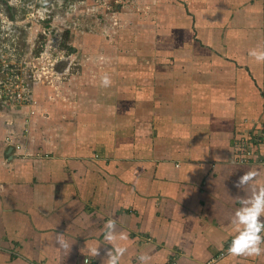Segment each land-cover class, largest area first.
Listing matches in <instances>:
<instances>
[{"label":"crops","instance_id":"1","mask_svg":"<svg viewBox=\"0 0 264 264\" xmlns=\"http://www.w3.org/2000/svg\"><path fill=\"white\" fill-rule=\"evenodd\" d=\"M167 1L78 32L55 100L0 105V264H264L230 252L264 188L232 153L264 120V0Z\"/></svg>","mask_w":264,"mask_h":264},{"label":"rangeland","instance_id":"2","mask_svg":"<svg viewBox=\"0 0 264 264\" xmlns=\"http://www.w3.org/2000/svg\"><path fill=\"white\" fill-rule=\"evenodd\" d=\"M143 3L165 5L168 1L0 0V87L6 84L4 88L16 92L15 81L10 79L6 83L11 75L9 70L15 69L17 73L20 68L28 67L30 79L24 80L35 84L34 89L46 81L44 84L54 91L52 101L55 100L57 83L62 78L54 74L45 79V73L55 71L59 64L72 66L71 56L83 52V47L87 49L85 44L73 46L77 33L83 36V32L94 33L95 26L99 32L110 24L133 22L136 16L142 17ZM38 92V98H34L39 104L42 95ZM19 106L25 105L16 107Z\"/></svg>","mask_w":264,"mask_h":264},{"label":"built area","instance_id":"3","mask_svg":"<svg viewBox=\"0 0 264 264\" xmlns=\"http://www.w3.org/2000/svg\"><path fill=\"white\" fill-rule=\"evenodd\" d=\"M11 73L10 78L6 80V83L10 82V79L16 82L15 92L8 88L0 87V105L12 109L20 105H35L30 96V79L29 68H20L17 73L14 69L9 70ZM46 74V73H45ZM30 116L34 114L33 110L28 113ZM232 146V153L234 161L240 165H258L264 168V120L255 123L251 129L244 134L238 135ZM10 142V139H7ZM17 151L20 150V146L16 145ZM83 264H91L89 259H84Z\"/></svg>","mask_w":264,"mask_h":264},{"label":"clouds","instance_id":"4","mask_svg":"<svg viewBox=\"0 0 264 264\" xmlns=\"http://www.w3.org/2000/svg\"><path fill=\"white\" fill-rule=\"evenodd\" d=\"M249 55L257 62H264V50H252L249 52ZM101 84L104 87L110 84L107 75L102 78ZM254 175V173H248L242 177V180H251ZM262 215H264V188L260 189L251 207L236 214L237 221L241 227L237 232L238 234L232 240L230 252L236 255L245 254L249 256L260 254L261 248L259 245L264 240L260 235L261 232H264V220L260 219ZM108 227H111V222H109ZM123 251V248L118 249V252L121 254ZM141 259L147 260L148 257L144 256ZM111 264H115L114 258Z\"/></svg>","mask_w":264,"mask_h":264}]
</instances>
